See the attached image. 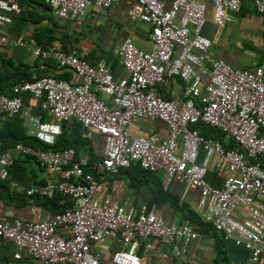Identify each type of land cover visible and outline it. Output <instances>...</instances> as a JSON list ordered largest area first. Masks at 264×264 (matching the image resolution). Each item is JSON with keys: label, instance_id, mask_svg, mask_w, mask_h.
Masks as SVG:
<instances>
[{"label": "built area", "instance_id": "1", "mask_svg": "<svg viewBox=\"0 0 264 264\" xmlns=\"http://www.w3.org/2000/svg\"><path fill=\"white\" fill-rule=\"evenodd\" d=\"M61 21L80 25L89 7L110 9L120 0H40ZM127 17L150 28L152 49L142 51L125 37L118 52L126 76L115 79L104 62H87L76 49L63 51L58 43L30 49L34 59L51 60L70 69L78 82L51 76L13 86L15 96L0 95V115H21L28 136L53 146L64 122L76 121L103 138L102 157L90 166L88 158L75 159L72 148L38 151L17 145L0 155V181L9 178L17 153L36 157L41 168L58 180L28 189L27 195L70 199L73 207L41 221H0V242L10 241L16 252L40 264H102L91 244L113 239L119 245L110 264H141L137 250L153 239L164 245L185 246L200 237L191 225L167 223L146 204L138 209L100 198V185L91 173L111 177L121 168L139 165L148 172L164 174L163 187L172 183L199 191L207 199L204 214L216 232L233 238L253 260L264 257V65L254 69L233 68L210 53L212 42L202 34L208 6L212 21L221 25L228 13L241 11L244 0H121ZM264 17V0H250ZM18 4L0 0V22L12 23L9 14ZM23 43L0 31V47ZM172 80L182 83L180 98L167 99L158 87ZM40 99L41 114L24 109L21 94ZM108 97L110 103L100 98ZM156 119L167 127V136H137L130 131L136 120ZM212 127L234 142L222 143L200 135L192 125ZM203 155L200 159V152ZM215 167L227 173L220 187L208 181L213 157ZM243 209L242 220L233 214ZM62 230H65L62 232ZM0 264H2L0 262Z\"/></svg>", "mask_w": 264, "mask_h": 264}, {"label": "crops", "instance_id": "2", "mask_svg": "<svg viewBox=\"0 0 264 264\" xmlns=\"http://www.w3.org/2000/svg\"><path fill=\"white\" fill-rule=\"evenodd\" d=\"M5 1L18 4L17 0ZM161 1L167 5L170 2V0ZM227 16V21L221 25H216L212 21L211 7L208 6L207 8L206 23L202 29V34L212 42L211 55L239 69H254L264 65V17L256 14L250 0L243 1L240 12L228 13ZM61 23L63 28L60 31L69 35L70 46L78 49L81 56L89 63L104 62L115 79L126 76L118 56L125 37H131L136 47L142 51L152 49L149 26L131 21L126 14V5L121 0L107 10L89 7L80 25L72 21H61ZM7 28L8 25L0 22L2 33H6ZM32 47L29 46L20 50H13L8 47L3 49L11 51L17 58L25 59L27 56L26 62L31 64L34 61L30 52ZM243 55L249 56V63L244 60ZM78 80V78L73 79L74 82H78ZM182 88V83L172 80L169 85L160 86L157 90L165 98L175 99L181 97ZM99 96L106 103H110L108 97L102 94ZM130 131L137 136L156 135L160 138H165L168 133L166 125L156 119L136 120ZM83 137L87 138L86 145L77 155V159L87 157L90 166L98 164L102 157L103 138L89 129L83 130ZM89 149H91V153L88 152ZM202 155L201 151L200 159ZM216 160V156L212 158L207 178L212 185L220 187L227 173L216 169ZM158 173L163 183L164 174ZM99 174L100 177L97 180L100 185V198L108 196L113 203H125L128 207L137 209L142 204H146L158 216L171 224L187 223L186 211L188 209L205 221L204 214L209 201L203 199L197 190L189 191L184 185L172 183L165 189L172 196L171 203H150L149 186L132 178L134 175L132 169H123L111 177L102 173ZM31 175V180L36 182L43 180L46 183L58 180L57 175L45 170L35 171V174ZM18 189L22 190L20 187ZM175 199L177 205H175ZM233 216L235 219L242 220L245 211L238 209ZM51 217L52 214L45 208L34 205L19 208L4 202L0 198V221L21 219L36 222ZM191 226L196 230L198 229L197 225ZM64 231L62 230V232ZM198 233L200 237L187 246L182 242H178L175 247L164 245L153 239L143 241L137 250L141 264H264V257L253 260L244 247L234 244L233 238H225L213 229ZM91 248L102 264H110L111 255L119 248V245L113 239H109L103 245L91 244ZM15 252L16 249L10 241L0 242V262L2 264H40L25 255L21 259L15 260L13 259Z\"/></svg>", "mask_w": 264, "mask_h": 264}, {"label": "trees", "instance_id": "3", "mask_svg": "<svg viewBox=\"0 0 264 264\" xmlns=\"http://www.w3.org/2000/svg\"><path fill=\"white\" fill-rule=\"evenodd\" d=\"M18 11L10 15L12 23L8 25L6 34L19 39L23 46L11 48L13 50L24 49L29 46L46 48L58 43L60 48L67 52L76 49L70 46L69 35L62 33L61 20L53 16L51 8L40 0H17ZM0 47V95L13 97V86L23 82H33L39 78L51 76L56 80H65L75 83V74L68 68H58L51 60L34 59L29 64L22 58H17L9 50ZM78 50V49H76ZM88 62V60H86ZM24 108H30L34 114H41L40 99H36L27 93L21 94ZM62 133L56 138L53 146H47L35 138L28 136L24 120L21 115L7 116L0 115V155L7 150L14 149L17 145L31 147L38 151H60L72 148L75 151V159L86 145V137H83L84 128L76 121L64 122ZM191 129H197L201 136L211 138L222 143L226 150L237 149L234 142L227 139L220 131L203 125L201 123L192 125ZM91 153V149L88 150ZM123 169H132V178L139 180L149 186V202H169L172 196L164 189L160 174L144 171L139 165H130ZM43 170L36 157L17 153L14 156L13 164L9 169V178L0 181V198L15 207L34 205L47 209L52 215L63 213L72 208V202L66 197L56 194L53 198L40 197L37 194L27 195L28 189L45 184V181L36 182L31 180V174ZM85 173H91L96 179L100 174L90 167L84 168ZM14 183V185H13ZM18 187L22 188L19 190ZM175 205L177 201L175 199ZM187 224L197 225L198 232L213 229L211 223L203 221L199 215L191 210L186 211ZM215 231V230H214ZM223 235V234H222Z\"/></svg>", "mask_w": 264, "mask_h": 264}, {"label": "rangeland", "instance_id": "4", "mask_svg": "<svg viewBox=\"0 0 264 264\" xmlns=\"http://www.w3.org/2000/svg\"><path fill=\"white\" fill-rule=\"evenodd\" d=\"M27 57V56H26ZM26 57H25V61H27V59H26ZM243 58H244V60H247V63H249L250 62V58H249V56H247V55H243L242 56ZM231 67H233V66H231ZM234 68V67H233Z\"/></svg>", "mask_w": 264, "mask_h": 264}]
</instances>
